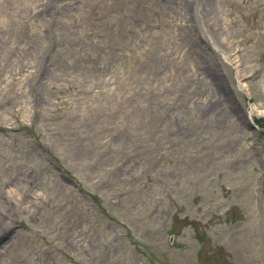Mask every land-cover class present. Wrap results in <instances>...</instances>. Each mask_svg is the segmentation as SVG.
<instances>
[{
    "label": "rangeland",
    "instance_id": "1",
    "mask_svg": "<svg viewBox=\"0 0 264 264\" xmlns=\"http://www.w3.org/2000/svg\"><path fill=\"white\" fill-rule=\"evenodd\" d=\"M2 219L0 264H264V0H0Z\"/></svg>",
    "mask_w": 264,
    "mask_h": 264
},
{
    "label": "bare ground",
    "instance_id": "2",
    "mask_svg": "<svg viewBox=\"0 0 264 264\" xmlns=\"http://www.w3.org/2000/svg\"><path fill=\"white\" fill-rule=\"evenodd\" d=\"M229 61L231 62V64H232L233 66L239 67V65H238V63H237L238 60H237L236 57H233L232 60H229ZM252 112L255 113L256 115H261V113H262V112L259 111V109H258L257 107H255V106L252 107ZM5 224L8 226V229H9L8 221H6V219H2V220L0 221V231H2V232L0 233V236L3 235V234L6 232V230H5V228H4ZM5 236H6V235H5ZM4 238H5V237H3L2 239H0V241H3Z\"/></svg>",
    "mask_w": 264,
    "mask_h": 264
}]
</instances>
